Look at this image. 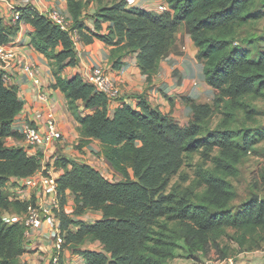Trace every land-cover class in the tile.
I'll list each match as a JSON object with an SVG mask.
<instances>
[{
	"label": "trees",
	"instance_id": "16d2710c",
	"mask_svg": "<svg viewBox=\"0 0 264 264\" xmlns=\"http://www.w3.org/2000/svg\"><path fill=\"white\" fill-rule=\"evenodd\" d=\"M67 1L71 29H79L82 41L97 38L106 42L114 47L113 58L118 53H138V63L149 80L185 25L204 63L203 78L218 91L214 105L191 103L185 125L143 98L138 107L123 104L111 115L107 96L97 93L80 75H62L65 68L79 64L70 33L33 7L21 10L22 20L33 27L31 45L50 61L55 86L65 94L70 112L80 123L77 148L99 141L97 155L121 177L112 181L87 163L61 160L65 168L60 178L63 207L70 192L75 196L77 215L89 210L103 213L90 223L75 220L66 211L61 216L73 252L82 254L85 264H169L181 241L192 252L203 251L211 240L227 234V228L235 229L232 240L242 251L261 248L264 199L252 197L239 208L231 206L236 193L229 180L240 152L252 147L247 137L242 144L235 140L238 133L232 124L237 110L252 116L247 98L264 97V52L253 57L247 48L235 45L239 27L254 18L255 0H166L169 10L164 12L128 8L121 2L101 5L95 14L98 31L87 28L88 33L79 20L83 0ZM109 21L114 26L106 34L99 33L101 22ZM18 27L6 24L0 16V43H8ZM6 75L0 68V264H26L21 260L26 252L25 227L7 223L3 217L10 208L21 212L26 205L11 201L4 187L12 177L33 174L39 164L23 148L6 144L16 136L13 124L24 109L18 88L6 81ZM215 106L223 119L213 127ZM215 149L220 151L211 157ZM198 153L211 158L214 167H200L199 181L187 190L174 188L167 193L185 156ZM163 219L167 223L160 226ZM85 242H100L102 248L79 249Z\"/></svg>",
	"mask_w": 264,
	"mask_h": 264
},
{
	"label": "crops",
	"instance_id": "0c3cea01",
	"mask_svg": "<svg viewBox=\"0 0 264 264\" xmlns=\"http://www.w3.org/2000/svg\"><path fill=\"white\" fill-rule=\"evenodd\" d=\"M136 1L138 2L137 7L148 11H157L161 4L167 2L166 0H135L134 2ZM29 7L35 8L40 14H43L45 9L56 7L71 15L67 0H0V16L6 24H10L9 17L14 10L21 11ZM128 7H130L129 4ZM97 10V7L85 4L79 17L80 22L84 25L83 31L85 33H88L87 28L98 31L96 30L97 18L95 16ZM18 26L17 34L10 36L8 42L9 46L13 47L15 57L4 61L0 59V67L10 74L9 83L18 88L19 95L24 103L22 113L13 124L16 136L9 137L6 144L10 147H17L23 143L19 132V118L27 117L31 122L42 125L44 124V111L53 108L56 112L59 128L64 133V143L58 147V155L65 157L78 155L82 158H90L91 151H96V147L100 150L99 141L94 140L82 149L75 148L80 139V123L70 112L65 94L55 86L57 81L50 61L31 45L33 27L24 20ZM112 26L114 24L110 21L101 22L102 28L99 33H108L109 27ZM113 49V46L97 38H93L90 43L82 41L76 49L79 64L65 68L62 74L64 78H72L76 75L82 77L92 66L104 65L108 67L113 81L122 89V96L118 100L110 102L111 115L123 104L134 108L138 107L140 100L143 98L153 108L159 109L164 114L174 117L185 125L190 120V105L192 102L205 103L218 93L203 78L204 63L198 59V49L195 46L192 34L185 25H182L176 33L175 44L170 52L161 59L158 71L151 80L142 71L138 63V53H118L116 58H113ZM116 61L119 62L117 66H115ZM25 65H36L40 68V77L44 89L50 97L48 104H43L39 100V90L24 70ZM195 82H198V84L196 85ZM87 113L91 112L87 111ZM71 197L74 196L67 192V199L70 200ZM102 217L103 213L97 211L96 219ZM45 245L39 240L28 243L26 252L21 257L22 262L38 264L43 261L46 256ZM98 246H101V243L95 242L90 244L88 248L82 247V249L98 250L96 249ZM85 263L86 260L81 254L68 252V249L64 253L63 264Z\"/></svg>",
	"mask_w": 264,
	"mask_h": 264
},
{
	"label": "built area",
	"instance_id": "2783aa9c",
	"mask_svg": "<svg viewBox=\"0 0 264 264\" xmlns=\"http://www.w3.org/2000/svg\"><path fill=\"white\" fill-rule=\"evenodd\" d=\"M167 10H169V6L166 2L158 7L157 12ZM21 15L20 10H14L9 17L10 24L19 25L22 21ZM43 15L48 16L63 30L70 33L75 50L80 46L82 43L81 33L79 29H71L73 21L68 13L54 7L45 9ZM14 57L13 47H10L8 43H0V59L4 61ZM24 70L39 90V100L43 104H48L50 97L44 89L40 68L36 65H25ZM82 78L84 82L92 85L97 93L107 96L109 99L108 109L111 114L110 102L118 100L122 96V89L113 81L109 68L104 65L92 66ZM5 79L9 83L10 74L8 72ZM195 84L197 85L198 82ZM43 115L44 124L42 125L31 122L27 117L19 118V132L23 143L17 147L23 148L29 157L36 159L39 166L29 176L12 177L7 181L4 191L9 199L25 204L26 208L13 218H9L5 211L3 217L7 223L18 222L25 227L26 247L33 240H39L42 244H46V256L38 264H63L64 253L70 244H67V232L62 229L60 178L65 173V168L60 164L62 158L58 155L57 149L64 143V133L59 128L53 108L46 109ZM66 212H69L68 206H66ZM71 230L75 229L71 227ZM202 264L254 263L238 261L233 256H227L207 259Z\"/></svg>",
	"mask_w": 264,
	"mask_h": 264
},
{
	"label": "rangeland",
	"instance_id": "374dc122",
	"mask_svg": "<svg viewBox=\"0 0 264 264\" xmlns=\"http://www.w3.org/2000/svg\"><path fill=\"white\" fill-rule=\"evenodd\" d=\"M135 0H83L87 6L97 7L101 5H112L115 3H125L128 8H139L137 7L138 2ZM147 7V5H146ZM91 8V7H90ZM141 9V8H139ZM142 10H145L142 8ZM254 18L241 25L237 31V44L247 48L253 57H257L261 52H264V0H255L253 7ZM215 97V96H214ZM214 97L211 100L205 101V103L215 104ZM253 111V114H246L242 110H237L235 120L232 124V129L238 134L235 137L237 143L242 144L244 138L247 137L252 144V147L247 152H240L241 158L237 162L234 174L230 176L229 180L233 183L234 190L236 193L231 206L239 208L244 203L249 201L252 197L259 196L264 199V97H249L246 100ZM251 116V117H250ZM223 119L221 112L217 106H215V112L212 118V125L216 127ZM20 146V144H19ZM77 148V145L75 146ZM96 151H91L90 158H82L78 155L72 157H65L61 155L62 163L68 161H79L81 163H87L93 167L101 170V172L112 181L121 180L120 176H116L111 171L109 165L100 158L97 153L99 152L98 147ZM220 149H215L211 154V157L218 154ZM82 152V151H80ZM93 156H95L93 158ZM85 161V162H82ZM87 161V162H86ZM90 162V163H88ZM200 167L212 168L214 167L211 162V158L202 156L200 153L194 154L193 156H185V162L180 170L171 177L170 183L166 189V192H171L174 188H180L182 191L187 190L192 185H195L198 180V171ZM201 190V189H200ZM71 196H74L71 194ZM70 197V196H69ZM72 198V197H71ZM12 201V200H11ZM15 202V201H13ZM68 206L69 217L84 221L86 223L94 222L97 219V211L89 210L82 215H77V205L75 196L72 199H67L65 204ZM61 215L66 211L63 205H61ZM9 218H13L15 215L21 212L13 211L12 208L6 211ZM14 212V213H13ZM163 219L161 224L165 225L167 222ZM171 226H176L175 222H170ZM159 231V228H156ZM227 234L222 235L216 241L211 240L206 250L203 251H191L190 245L185 242H180V247L176 249V256L170 260L169 264H202L207 259H215L220 257L233 256L238 261H251L254 264H264V245L255 251H242L238 244L232 240L235 229L227 228ZM91 242H85L80 248H88ZM100 250L101 246L96 247ZM70 250V251H69ZM72 245L68 248V252H73ZM81 251V250H80ZM261 251V252H258ZM80 254V253H76ZM82 255V254H81Z\"/></svg>",
	"mask_w": 264,
	"mask_h": 264
},
{
	"label": "water",
	"instance_id": "95a60500",
	"mask_svg": "<svg viewBox=\"0 0 264 264\" xmlns=\"http://www.w3.org/2000/svg\"><path fill=\"white\" fill-rule=\"evenodd\" d=\"M255 198H256V199H258V198H259V196L257 195V196H255Z\"/></svg>",
	"mask_w": 264,
	"mask_h": 264
}]
</instances>
